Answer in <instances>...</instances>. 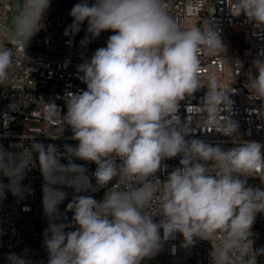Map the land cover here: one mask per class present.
Returning <instances> with one entry per match:
<instances>
[{"label":"clouds","instance_id":"obj_1","mask_svg":"<svg viewBox=\"0 0 264 264\" xmlns=\"http://www.w3.org/2000/svg\"><path fill=\"white\" fill-rule=\"evenodd\" d=\"M218 2L257 30L254 37L264 35V0ZM13 7L0 0V87L22 93L23 87L13 84L33 71L26 66V49L44 27L51 0H21L9 27L3 17ZM170 8V0H80L63 33L68 46L85 24L82 49L102 32L113 33L105 47L76 66L86 89L57 96L64 109L54 100L21 94L0 113L5 129L0 136L8 137L11 113L35 103L31 117L37 113L45 125L39 134L57 140L70 130L76 142L60 151L26 133L10 145L14 151L0 144V176L7 179L0 182V198L6 190L17 202L30 195L22 182L37 166L43 177L47 264H142L177 234L185 250L207 241L209 264H258L264 256V246L254 247L252 231L258 214H264V143L243 138L233 119L231 97L238 89L222 82L216 69L206 71L201 59L202 53L215 57L232 68L235 79L243 76L247 99L261 102L252 111L264 122V49L245 70L240 59L226 58L214 22H191L204 0H186L181 15ZM214 11L208 0L207 13ZM203 89L198 104L185 105L182 121L181 102ZM198 132L227 140L208 142ZM172 159L178 165L169 171L164 162ZM87 164L95 165L90 174ZM65 189L73 193L66 205L70 220L59 207L69 195ZM101 191L100 199L92 195ZM171 251L175 255V244ZM27 253L10 252L6 264H32Z\"/></svg>","mask_w":264,"mask_h":264},{"label":"built area","instance_id":"obj_2","mask_svg":"<svg viewBox=\"0 0 264 264\" xmlns=\"http://www.w3.org/2000/svg\"><path fill=\"white\" fill-rule=\"evenodd\" d=\"M15 1L5 0L6 3L14 6L3 17L9 27L12 14L16 8ZM78 2L80 0H51V7L45 14L43 21L44 27L31 39L26 49V54L30 57V61L26 66L32 68L33 71L25 72L20 76V83L13 84L14 88L23 87L22 93L11 87H0V113L7 111L8 104L15 102L21 94L35 99L42 97L44 101L54 100L58 106L64 109L63 100L56 99L57 96H62L65 90L75 92L86 89V85L77 79L76 66L84 60L90 59L97 48L105 47L108 37L113 33L110 31L102 32L98 38L82 49L79 42L85 35V24L82 26L80 33L75 36L72 46L69 47L66 43L69 38L65 37L63 33L72 21L69 12L73 5ZM210 2L215 9L214 13L211 15L207 13L208 0H204L203 11L198 18L193 19L191 22L196 23L201 18L209 20L210 23L214 22V25L220 29L223 43L227 46L226 58L229 62L240 59L244 64V69L247 70L257 53L264 49V35L254 37L252 32L257 30L250 25L243 24V17H231L226 6L219 3L218 0H210ZM170 3V11L176 15H181V9L186 0H184V3H182V0H170ZM228 33H230V41L227 39ZM201 59L206 71L210 68L216 69L222 82L226 80L238 89L231 97L234 100L233 119L239 122L240 133L243 138L264 143V127L260 126L264 122L252 111L254 108H259L261 102L256 101L253 103L247 99V90L243 88V76L239 77L238 80L235 79L232 68L226 67L223 62L218 61L215 57L202 53ZM66 60L69 61L67 68L63 66ZM25 83L26 85L23 86ZM204 91L206 89L197 92L193 98L181 102L178 114L182 121L188 115L185 105L198 104ZM31 97H28V99H31ZM36 108L35 103H29L27 107L21 105L19 112L11 113L15 119L6 129L10 135L8 137L0 136V144L8 150L14 151L15 149H11L10 145L18 143L19 137L26 133L35 135V139L44 144H55L60 151H63L64 144L74 145L76 143L70 139V130H66L63 136L57 140H51L45 135L39 134L45 125L37 113H33L31 117V113ZM4 131L3 122L0 121V134ZM196 135L208 142L227 140V138L214 132L208 134L198 132ZM23 143L27 146L30 141L25 140ZM224 146L230 147L231 144L226 143ZM76 162L85 163L83 161ZM62 163H67V161L62 160ZM164 163L168 165L170 171L178 165V159L167 160ZM86 167L89 174L95 169L94 164H87ZM0 182L6 184L7 179L0 176ZM249 182L259 183L258 180H250ZM22 183L32 190L31 194L27 195L24 200L17 202V199L7 190L4 197L0 198V264H6V256L10 252L22 255L25 249L28 250L27 258L32 261V264H47V252L42 243L43 231L47 227L42 209V185L44 181L39 167L37 166L28 171ZM65 191L69 195L59 207L70 220L72 213L66 211V205L71 201L73 193L71 189H65ZM100 193V198H102L103 191ZM252 231L257 234L254 247L264 246V214H258ZM182 239V236L177 234L175 240L165 243L164 249L155 258L145 260L142 264H209L208 252L211 245L207 241H200L196 246L185 250L180 247ZM173 244L177 248L175 255L171 251ZM258 264H264V256L258 258Z\"/></svg>","mask_w":264,"mask_h":264},{"label":"rangeland","instance_id":"obj_3","mask_svg":"<svg viewBox=\"0 0 264 264\" xmlns=\"http://www.w3.org/2000/svg\"><path fill=\"white\" fill-rule=\"evenodd\" d=\"M19 4H20L19 0H16L14 3L16 8L12 16L16 14V9L19 7ZM227 39L230 41V33H228ZM93 195L95 196V198L100 199L101 193L98 192V193H94Z\"/></svg>","mask_w":264,"mask_h":264}]
</instances>
